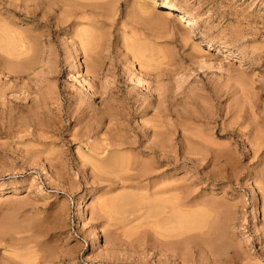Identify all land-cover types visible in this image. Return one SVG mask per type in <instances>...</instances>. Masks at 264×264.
<instances>
[{"label":"rangeland","instance_id":"374dc122","mask_svg":"<svg viewBox=\"0 0 264 264\" xmlns=\"http://www.w3.org/2000/svg\"><path fill=\"white\" fill-rule=\"evenodd\" d=\"M0 1V264H264V0Z\"/></svg>","mask_w":264,"mask_h":264},{"label":"bare ground","instance_id":"6f19581e","mask_svg":"<svg viewBox=\"0 0 264 264\" xmlns=\"http://www.w3.org/2000/svg\"><path fill=\"white\" fill-rule=\"evenodd\" d=\"M29 1H31V2H34L35 3V5H37L38 6V3H36V0H29ZM73 1V0H72ZM1 2V1H0ZM45 2V1H44ZM43 2V3H44ZM79 2V1H78ZM154 2V1H153ZM85 3V2H84ZM23 4V3H22ZM40 4V3H39ZM80 4V3H79ZM88 4V3H87ZM161 4L163 5V6H168L169 7V1H166V0H162V2H161ZM34 5V6H35ZM41 5H42V3H41ZM40 5V6H41ZM81 5H82V7H89V5H85V4H82L81 3ZM26 6H28V4H26ZM75 6V5H74ZM29 7V6H28ZM32 7V6H31ZM34 9H35V7H34ZM81 9V8H80ZM84 9V8H83ZM86 9V8H85ZM37 10V9H36ZM87 10V9H86ZM76 11V10H75ZM81 11V10H80ZM83 11V13H84V16L81 18V19H83V20H87V22H89V23H93L94 21H93V19H91V17H90V14H89V16H85V14L87 13L86 11H84V10H82ZM65 12V11H64ZM89 12V11H88ZM32 13V12H31ZM79 13H81V12H79ZM82 14V13H81ZM168 16H173L174 17V21H176V22H178V23H184V22H186V24H188V25H191L190 24V22H189V20H187L186 19V17L184 16V15H182V14H180V13H175L172 9H169L168 11H167V13H166ZM75 15H77V13L75 12V13H69V14H67V16H66V22H68L69 21V19L70 18H76L75 17ZM86 15H88V14H86ZM33 16V15H32ZM33 18V17H32ZM80 17L78 16V18H77V21H78V19H79ZM60 20V19H59ZM62 22H64V21H62ZM3 23V22H2ZM74 23V20L72 21V23H70L69 25H71V24H73ZM79 23H81V22H79ZM60 24V23H59ZM62 24V23H61ZM64 25V24H63ZM74 25V24H73ZM8 26L9 25H4V24H1L0 25V49L2 48V50H3V47L4 48H6L7 49V44L5 45V43H7L8 41H9V37H12V39H13V36H11V34L10 33H15V32H13L12 30V32L9 30L11 27H9L8 28ZM65 26H67V25H65ZM72 26V25H71ZM74 29V28H73ZM76 31V30H75ZM74 32V31H73ZM77 32L78 33H80V32H82V31H78L77 30ZM75 33V32H74ZM84 33L86 34V32L84 31L83 33H82V35H84ZM19 35H20V33H18ZM76 34V33H75ZM13 35V34H12ZM78 35V34H77ZM15 36H17V35H15ZM81 37V36H80ZM84 37V36H83ZM16 38V37H15ZM14 38V39H15ZM20 38V37H19ZM18 39V38H17ZM22 39V38H21ZM20 39V40H21ZM81 40H82V38H80ZM84 39H87V38H84ZM88 39H90V38H88ZM10 40H11V38H10ZM16 40V39H15ZM19 40V39H18ZM21 41H23V39L21 40ZM10 42V41H9ZM15 42V41H14ZM90 43V42H89ZM17 44V43H16ZM9 45H10V43H9ZM15 46V45H14ZM24 46V45H23ZM23 46H22V48H23ZM195 48L196 49H198L199 48V44L198 43H195ZM1 51V50H0ZM3 51H5V49L3 50ZM9 51V53H11L10 52V50L9 49H7V52ZM118 156V155H117ZM116 155H115V157H117ZM110 157H113V156H110ZM108 158L107 157V159H106V162L107 163H109L108 162V159H109V161H110V163H109V166H108V164L104 161H102L101 160V162H103L104 163V167H106V168H108V167H110V168H112L110 165L111 164H113L112 166L114 167V164L116 163V161L117 160H121V158H115L116 159V161H113L112 159L113 158ZM119 157V156H118ZM105 159H103V160H105ZM122 161V160H121ZM120 163V162H119ZM116 164H118V162L116 163ZM107 165V166H106ZM116 166V165H115ZM143 173H145L146 174V171H144ZM145 174H143V175H145ZM168 190L169 189H164V190H159V191H157V193H159V194H164V193H167L168 192ZM169 198H167V200H168ZM161 205H160V207H163L162 206V203L164 202V201H166V199L163 201L162 199H161ZM253 218H254V220L256 221V213L254 212L253 213Z\"/></svg>","mask_w":264,"mask_h":264}]
</instances>
